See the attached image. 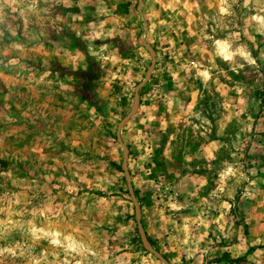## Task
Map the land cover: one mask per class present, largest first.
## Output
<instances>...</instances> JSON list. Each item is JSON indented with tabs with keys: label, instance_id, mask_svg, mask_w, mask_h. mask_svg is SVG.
<instances>
[{
	"label": "rangeland",
	"instance_id": "rangeland-1",
	"mask_svg": "<svg viewBox=\"0 0 264 264\" xmlns=\"http://www.w3.org/2000/svg\"><path fill=\"white\" fill-rule=\"evenodd\" d=\"M0 264H264V0H0Z\"/></svg>",
	"mask_w": 264,
	"mask_h": 264
}]
</instances>
